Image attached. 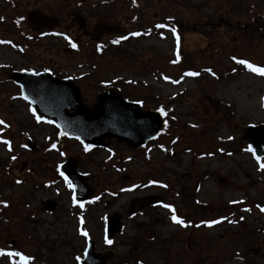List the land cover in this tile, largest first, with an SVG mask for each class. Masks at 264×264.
I'll list each match as a JSON object with an SVG mask.
<instances>
[{"label": "rangeland", "instance_id": "obj_1", "mask_svg": "<svg viewBox=\"0 0 264 264\" xmlns=\"http://www.w3.org/2000/svg\"><path fill=\"white\" fill-rule=\"evenodd\" d=\"M206 3L210 7L209 10H200L203 17L211 14L210 9H225L219 1H216V8L210 1ZM2 12L9 15V9L4 8ZM174 15L179 20L185 16L179 11ZM60 20L66 22L64 18ZM22 27L27 29L25 23ZM15 30L9 24L0 23V41L10 37L18 39L19 31L17 35L12 33ZM171 35L169 31L167 43L153 46L146 43L143 48H138L141 44L137 43L131 46L133 49H126L136 56L135 62L112 61L106 56L97 62L89 59L86 51L68 53L66 43L53 36H40L39 42H35L34 47L24 54L11 44H0V121H3L0 124V202L6 199L12 203V208L8 207L5 211L6 219H0V250L28 256L27 264H80L86 244L83 231H88L98 245L102 243V222L98 218L101 211H97L102 210V206L97 204L96 207L77 210L72 207L64 184L60 180L55 182L58 176L54 169L69 154L80 156L83 168L92 174L90 179L93 184L99 178L108 185L121 186L124 180L125 184H129L127 179L132 168V174L160 168L175 170L179 172V181L182 182L179 188L183 187L189 195L183 199L187 206H183L179 198L182 211L186 210L184 214L196 220L194 212L197 205L191 204L194 197L206 203L199 206L202 212L198 215L199 226L186 229L179 226L178 234L177 230L172 231L163 223L165 235L178 236L179 244L171 248L179 256L177 259L164 262L162 256L156 253L157 249L149 252L146 249L138 256L144 258L141 262L132 254L129 242L122 241L121 237L116 247L118 257L109 264H264V215L257 207L259 204L261 209L264 208V168L261 167L264 157L260 162L255 161L248 150V143L242 138L247 124L264 123V76L249 71L244 65L230 62L224 56L230 49L232 52L237 50V53L243 52L245 58L264 63V40L240 38L238 32L228 33L229 39L216 41L212 48L214 59L210 63L204 61V55L197 54L196 45L193 46L198 36L206 41L207 35L186 31L181 34L184 40L180 45L184 60L177 65V58L172 53L176 45ZM214 35L219 36L220 32H214ZM236 37L238 39L234 40ZM215 48L218 50L215 51ZM82 64L85 68L79 67ZM91 64H98V70L94 78L83 82L88 104H92L100 92L98 80L110 81L123 76L151 81L148 87L142 85L135 88L140 94L155 98L156 103L179 101V124H184L179 142L168 139V145L160 143L150 146L145 151L150 161L146 160L143 150H132L117 144L122 159L127 154L138 156L127 168L129 170L123 173L115 170L121 169L116 164L110 163L108 170L99 164L108 159L111 153L100 149L85 151L81 144L72 141H67L66 148L59 151L57 148L53 154L45 155L44 160L43 151L36 153L26 150L29 139L43 147L50 138L57 137L56 131L50 122L36 119L32 104L6 76L13 69L42 70L45 65L62 73H78L91 67ZM157 68L164 77H168L169 82H173L175 79L172 78L175 77L172 75L179 72V85L165 82L162 77L154 80L155 75L159 74L154 72ZM188 72H201L205 76L200 79L197 75H186ZM127 88L132 89V86ZM188 148L191 151L187 153ZM123 164L126 165L122 161ZM183 171L191 172L185 176L181 175ZM206 172L210 176L214 174L213 181L202 178ZM222 176L228 177L229 181L219 183ZM52 181L55 183L53 186L61 189L63 194L57 196L55 189L52 190ZM197 181L203 184L201 192L195 186ZM48 198L57 199L59 206L53 212L44 210V202ZM122 207L126 210L127 204H122ZM236 213H240L246 221L231 223L229 219ZM82 214L87 222L86 225L82 223L84 226L77 221V216ZM212 221L218 223L211 224ZM207 222L211 226H207ZM125 234L129 237L132 234L144 235L128 221ZM186 244L188 247H185ZM102 245H99V249L103 248ZM21 256H0V264H24Z\"/></svg>", "mask_w": 264, "mask_h": 264}, {"label": "flooded vegetation", "instance_id": "obj_2", "mask_svg": "<svg viewBox=\"0 0 264 264\" xmlns=\"http://www.w3.org/2000/svg\"><path fill=\"white\" fill-rule=\"evenodd\" d=\"M0 4V18L6 16L3 14L2 9H9V20L0 19V23L9 24L16 30L12 31L13 34H17L20 28H23L25 23L27 30L32 34L33 32L47 31L48 29H55L56 26L63 28L65 33L70 36V41L76 45L75 48L84 49L92 46L102 47H116L112 39H121L127 41V36L130 33L143 32L145 30H161L158 29L157 25H165L168 20L166 13L168 6L166 0H2ZM139 1L140 5L138 8H132L133 2ZM151 1L153 3H151ZM174 1V0H172ZM188 2L190 0H182ZM215 1V0H205ZM224 3H234L235 7L241 5L244 0H220ZM259 9H225L219 13L214 9H210L212 15H207L203 22H200L201 13H199L200 7L196 6L193 12L192 22L186 21L182 27L192 29L194 31L207 29V32L212 30L221 29L230 32L231 30H244L250 31L251 34L257 35L264 33V20L259 19L264 17V0L257 2ZM256 4V5H257ZM152 6L154 10H152ZM45 13L50 16L58 18V24L52 27H36L34 20L37 18L39 13ZM250 13L247 17L252 19L244 20L243 22L236 21L235 23L230 18L235 13L243 14ZM191 17V16H190ZM61 18L65 19V23L61 22ZM218 18V19H216ZM67 19V20H66ZM117 27V29H113ZM9 32V31H8ZM147 96V95H146ZM146 103H151L148 97H144ZM115 140L112 139L111 142ZM81 159L78 160V166L83 168ZM155 176H153V174ZM177 180L179 179V173L172 172ZM152 177H161L158 181H164L167 178L166 171L160 170H149L146 174L140 175L139 173L133 174L130 177V182L134 186L129 187H118L114 185L98 184L93 186V192L89 199V202L101 203L102 206L99 221H106L108 216L119 214L124 221L130 223H137L140 226H148L144 228L145 237L150 249L160 248L163 244L167 246V241L160 240L163 234L162 225L166 218L161 212V205L165 203V199H168V193H161L162 190L157 186H151L149 180ZM208 181H213L214 174L208 175L206 172L203 176ZM99 181V180H98ZM179 183V180H178ZM196 187L199 186L198 181L195 183ZM176 188V186L174 187ZM178 195L179 205V185L177 189L173 191ZM142 194L135 196L134 194ZM121 195V196H119ZM131 200L130 204L121 201V199ZM140 197H150L159 199V203H154L146 207L136 209L132 206L133 200ZM121 203L129 204L128 211H125L121 207ZM200 207H195L196 219L198 220L199 214H201ZM154 238V239H152ZM99 249V250H103ZM165 251V250H163ZM163 251H161L163 253Z\"/></svg>", "mask_w": 264, "mask_h": 264}, {"label": "water", "instance_id": "obj_3", "mask_svg": "<svg viewBox=\"0 0 264 264\" xmlns=\"http://www.w3.org/2000/svg\"><path fill=\"white\" fill-rule=\"evenodd\" d=\"M43 23L52 21L41 16ZM12 78L22 85L24 94L31 99L40 113L50 118H56L60 128L71 136L79 137L87 144H102L106 136H115L127 143L139 146L158 132L161 122L155 113L142 112L135 104H129L114 90L110 89L98 98L94 108L83 105L81 93L71 81H57L50 74H34L17 72ZM76 109L73 114H67L65 108ZM244 138L261 156L264 153V124L247 127ZM68 172V177L76 182L80 193L84 177L75 170L71 161L62 167ZM120 228V222L112 219L109 225L112 236ZM106 255L95 253L94 243L90 242L86 252V264H105Z\"/></svg>", "mask_w": 264, "mask_h": 264}, {"label": "snow or ice", "instance_id": "obj_4", "mask_svg": "<svg viewBox=\"0 0 264 264\" xmlns=\"http://www.w3.org/2000/svg\"><path fill=\"white\" fill-rule=\"evenodd\" d=\"M0 19H2V18H0ZM157 27H163V25H157ZM172 31L175 34V29H172ZM134 35H139V33H134ZM176 39H177V43H178L179 42V37L177 36ZM119 42H120L119 40L113 41V43H119ZM69 43L71 44V46L73 48L76 47V45L74 43H72L71 41H69ZM236 63L244 65L249 71H252V72H254V73L258 74V75L264 76V68H262V67H256V66L252 65L251 63H249V62H247L245 60H236ZM186 75L196 76V75H198V73L188 72V73H186ZM2 123H3V121H0V124H2ZM4 143L7 144L8 141H4ZM88 147L89 146H85V151L88 150ZM53 148H55V145H53ZM248 150L251 151L252 150L251 147ZM61 155H63V153H61ZM13 159H15V158L13 157ZM261 167L264 168V164H261ZM61 175L63 176V173H61ZM64 179L66 181H68L67 177H64ZM68 184H69L70 187L72 186L71 185V181H68ZM163 206L165 208H171V206L167 205V204H165ZM172 211H173V213L175 212L174 209H172ZM261 211H264V208H262ZM172 220H173L174 223L180 224L182 226H186V225H184V221L179 219L175 214L172 215ZM215 223H218V221H212L211 222V224H215ZM211 224H209V226H211ZM83 235H87V233H83ZM105 242L108 243V244L112 243V241L108 240V239H106ZM4 255H6V256H21V254L19 252H4L3 250H0V256H4ZM21 259L24 261V264H27V257L21 256Z\"/></svg>", "mask_w": 264, "mask_h": 264}]
</instances>
